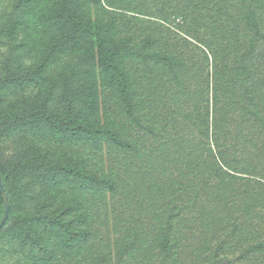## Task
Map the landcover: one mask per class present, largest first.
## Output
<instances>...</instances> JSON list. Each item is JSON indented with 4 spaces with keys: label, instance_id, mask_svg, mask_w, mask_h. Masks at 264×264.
<instances>
[{
    "label": "rangeland",
    "instance_id": "rangeland-1",
    "mask_svg": "<svg viewBox=\"0 0 264 264\" xmlns=\"http://www.w3.org/2000/svg\"><path fill=\"white\" fill-rule=\"evenodd\" d=\"M251 1L0 0V171L12 202L0 230V264H191L184 258L195 257L193 247L207 249L208 240L188 230L218 220L219 212L213 209L211 218L205 206L196 213L167 208L170 197L147 193L149 180L128 171L127 160L133 154L145 164L157 154L151 126L160 134L184 129L183 139L196 144L209 130L211 164L233 174L216 142L229 140L243 108L228 106V127L216 128L215 74L218 61L245 60L253 46L263 55L256 70L264 72V32L253 38L246 21L255 8L264 26V7ZM75 20L98 24L113 40L102 47L104 59ZM162 57L171 63L159 64ZM106 58L124 67L140 103L132 122L113 90ZM248 86L260 95L251 100L263 114L264 85L251 78ZM112 126L131 148L105 135L93 142L83 131ZM250 166L245 162L254 171ZM100 180L122 190L100 189ZM262 199L245 223L248 232L264 226ZM178 243L186 249L183 259ZM257 255L245 261L264 264V252Z\"/></svg>",
    "mask_w": 264,
    "mask_h": 264
},
{
    "label": "trees",
    "instance_id": "trees-1",
    "mask_svg": "<svg viewBox=\"0 0 264 264\" xmlns=\"http://www.w3.org/2000/svg\"><path fill=\"white\" fill-rule=\"evenodd\" d=\"M258 2L264 7L263 0H252L250 5L253 7ZM246 21L247 26L255 33L253 38L262 37L264 32L263 20L255 8L249 7ZM75 22L96 39L98 52L101 58L104 59L105 55L102 47L113 45V40L107 37L103 28L98 24L94 26L91 23H82L80 20H75ZM222 50H227V48H222ZM226 52L222 51L224 58L228 57ZM244 59L246 61L234 58L230 61H218L215 74L216 86L218 87L215 97L216 128L228 127L223 125V121L228 115V106L243 108V113L239 114L238 124L240 127L237 124L234 132L233 126H230L227 135L229 140L224 141L223 144L220 138L216 142V148L223 151L221 158L225 163L224 165L233 174L225 171L220 165L211 164V160L214 161L216 156L214 155L215 150L206 140L208 136L205 135L210 133L209 130L206 134H202L205 140L196 144L183 139L186 132L184 129L181 132L174 129V133L172 131L171 133L160 134L155 126H148L150 128H148L147 133L151 136V139L156 141L153 144L156 147L157 154L152 153L148 162L145 163L147 165L142 164L141 160L131 159L130 157L133 154L128 155V171L132 170L136 175L149 180L146 184L147 193L151 191L156 196L158 193L169 196L170 204H166L167 208L174 207L176 212L189 210L196 213L200 210V207L204 208L205 206V211L211 212L209 213L211 218H215L213 216L214 210L219 212L218 220H207L209 222L203 220L199 225L188 230V232L193 233L190 236H199L201 237L200 240H208L206 250H198L197 245L193 247L195 257L188 254L184 258L185 256L182 253L186 249L183 244L178 243V246H176V254L182 259L188 260L191 264H257V262L246 261L251 260L252 255L258 256L257 251L264 252V245L261 243L264 237V226L260 225L255 228V231L250 232L244 227L245 223L251 218L250 212H253L257 206L262 205V198L264 197V142H262L264 141V113H261L259 107H254L255 103L251 100L253 96L255 100H258L260 95L250 93L252 88L248 86L251 78L261 86L264 85V81H257L259 77L264 78V72L258 73L256 70L260 66L259 61H263V55L259 48L256 49L253 46L245 52ZM157 60H159V64L164 63L167 65L171 63V59L166 57L157 58ZM105 61L109 62L106 71L109 79H111L113 90L119 97L122 112L132 122L137 118V106L140 103L135 100V94L132 91L128 75L119 63L115 64L107 58ZM180 63L182 64L183 60H180ZM250 69L255 70L257 77L254 78L255 73ZM179 90L178 92L185 93L182 89ZM220 105L223 108H219ZM152 106L155 105L152 103ZM83 131L93 138V142H97L99 136L105 135L108 139L122 142L121 146L124 149L131 148L121 140L125 136L114 130L113 126L97 129L84 127ZM177 145L178 149L172 152L170 148ZM238 154L241 157L240 162L236 160ZM247 161L253 166L255 172L246 170L245 162ZM254 162H257L259 168H254ZM241 174L243 177L237 176ZM0 175L10 203V219L12 202L1 171ZM257 178L263 183L256 180ZM96 184H100V189H107L108 187L116 192V187H118V193L122 190H119V188H122L119 183L113 185L108 184L105 180H100L96 181ZM0 214L4 217L5 204L1 192ZM9 219L5 226L8 224ZM173 230H179V227L176 226ZM210 245L212 247L208 250ZM189 250L191 253L192 248ZM229 252L233 254L230 260H228ZM248 256L250 259H247ZM178 264L183 263L179 261Z\"/></svg>",
    "mask_w": 264,
    "mask_h": 264
},
{
    "label": "water",
    "instance_id": "water-1",
    "mask_svg": "<svg viewBox=\"0 0 264 264\" xmlns=\"http://www.w3.org/2000/svg\"><path fill=\"white\" fill-rule=\"evenodd\" d=\"M0 192L3 196L4 204H5V214H4L2 221L0 222V230H1L2 228H4L6 222L8 221L9 213H10V203H9V199H8L7 194H6L3 182H2L1 175H0Z\"/></svg>",
    "mask_w": 264,
    "mask_h": 264
}]
</instances>
